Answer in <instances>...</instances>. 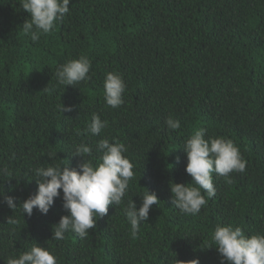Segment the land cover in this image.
<instances>
[{
  "label": "trees",
  "instance_id": "obj_1",
  "mask_svg": "<svg viewBox=\"0 0 264 264\" xmlns=\"http://www.w3.org/2000/svg\"><path fill=\"white\" fill-rule=\"evenodd\" d=\"M69 8L32 42L19 0H0V264L34 243L57 264H221L211 241L218 224L264 234V0H71ZM81 55L91 61V79L58 84L56 69ZM107 72L127 85L118 108L104 101ZM62 104L72 111L62 113ZM93 113L108 123L99 136L84 134ZM169 116L179 130L167 127ZM200 128L206 138L231 139L246 169L230 173L231 183L213 173L216 195L199 214L185 215L169 182H192L183 144ZM101 138L126 145L135 173L129 192L86 238L70 230L52 239L53 225L68 214L62 190L46 215L20 207L37 191L34 169L75 168L82 160L72 156L75 145H91L95 156ZM146 190L160 202L133 238L123 208L131 197L139 207Z\"/></svg>",
  "mask_w": 264,
  "mask_h": 264
},
{
  "label": "clouds",
  "instance_id": "obj_2",
  "mask_svg": "<svg viewBox=\"0 0 264 264\" xmlns=\"http://www.w3.org/2000/svg\"><path fill=\"white\" fill-rule=\"evenodd\" d=\"M70 3L71 0H19L20 7L29 14L22 24L24 34L29 35L32 42H37L41 35L50 33L56 22L62 21L69 14ZM90 69L91 61L81 55L60 65L55 76L58 84L64 87L77 86L91 79ZM126 87L119 73L107 72L103 81L106 105L110 108L120 107L124 103ZM43 90L52 92L55 89L45 87ZM60 110L62 113L71 112L72 107L62 104ZM165 122L170 130L181 128L180 121L171 116ZM107 126L106 120L93 113L84 134L99 136ZM183 149L187 155L185 171L192 177V182L185 184L170 181L172 202L183 214L197 215L208 200L216 195L213 173L225 177L231 183L230 173L244 172L247 162L231 139L206 138V130L203 128L190 134ZM95 152L94 156L93 147L81 142L75 145L72 154L82 157L77 167L70 168L67 163L34 169L37 191L25 199L20 207L28 216L32 215L33 209L46 215L55 198L61 197L62 190L63 208L68 214L61 216L59 222L53 225L52 239L62 240L70 230L79 238H86L89 230L95 228L96 219L108 213L109 205L120 206L129 192V182L135 173L134 165L124 155L127 152L126 145L115 138L112 141L101 138L95 143ZM56 156L57 153H49V159H55ZM4 172L7 174L6 168ZM140 196L142 203L139 207L131 197L123 208L133 238L137 237L140 224L148 220L151 207L160 202L157 195L149 190ZM5 201L9 208L17 207L13 197L6 196ZM16 222L11 217L7 218L9 224ZM211 241L220 254L221 264L224 261L227 264H264V234L247 235L240 226L218 224L211 234ZM177 261L179 264H199L198 259ZM6 264H57V260L47 247L34 243L18 257L8 258Z\"/></svg>",
  "mask_w": 264,
  "mask_h": 264
}]
</instances>
